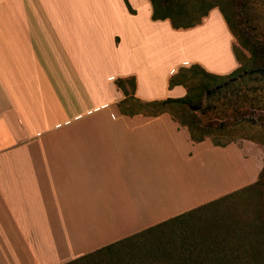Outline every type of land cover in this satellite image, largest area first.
<instances>
[{
    "label": "crops",
    "instance_id": "obj_1",
    "mask_svg": "<svg viewBox=\"0 0 264 264\" xmlns=\"http://www.w3.org/2000/svg\"><path fill=\"white\" fill-rule=\"evenodd\" d=\"M127 2L0 0V264H66L258 179L250 140H194L169 112L125 109L115 83L175 98L184 69L238 68L221 12L175 29L150 0ZM153 30L178 37L168 66L150 59Z\"/></svg>",
    "mask_w": 264,
    "mask_h": 264
},
{
    "label": "rangeland",
    "instance_id": "obj_2",
    "mask_svg": "<svg viewBox=\"0 0 264 264\" xmlns=\"http://www.w3.org/2000/svg\"><path fill=\"white\" fill-rule=\"evenodd\" d=\"M156 4L159 14L169 15L171 26V20L180 26L175 29L199 24L212 8L227 18L234 53L244 72L235 78H216L197 69L182 70L175 80L184 82L192 105L184 112L181 103H167L164 108L178 121L196 123V136L215 143L250 140L263 167L257 181L222 195L212 205L74 264H264V77L251 71L256 64L250 51L253 43L264 45V0H156ZM177 39L164 30L148 33L151 61L170 65ZM199 41L187 39L191 54ZM132 77L122 78L126 93L122 106L159 112L161 106L134 97Z\"/></svg>",
    "mask_w": 264,
    "mask_h": 264
},
{
    "label": "trees",
    "instance_id": "obj_3",
    "mask_svg": "<svg viewBox=\"0 0 264 264\" xmlns=\"http://www.w3.org/2000/svg\"><path fill=\"white\" fill-rule=\"evenodd\" d=\"M125 1L128 4L127 0H125ZM150 1L152 3V6H153V13H152V19L153 20L169 18L168 14H159V10H158L157 4H156V0H150ZM128 7H129V4H128ZM130 10H131V8H130ZM225 19L227 20L226 17H225ZM171 23H172V26L174 28H179L180 27V26L176 25L172 20H171ZM251 45H252L251 48L250 47L249 48H250V51H251V55L253 57V61H255V64H256V66H254L251 71L261 75V78H263L264 77V45H262L261 43H256V44L253 43ZM189 69H197L198 71H200L205 76L216 77V78H220V77H223V76H228V77H231V78H235L236 76H238L241 73V71L244 72V70L242 69L241 64H240V66H238V68H236L235 70H233L232 72H230V73H228L226 75H219V74L209 73V72L205 71L203 68H201L200 66H191L188 69H184V71L185 70H189ZM132 79H133V82L135 84V78L132 77ZM123 81L124 80L122 78H120V79H117L115 81V83L117 84L118 87H120L122 89V91L124 92V95H126V93H125V91L123 89ZM174 83H181V82L179 80L174 81L173 79H170L169 86H172ZM173 102L181 103L182 104L181 108H182L183 112L186 111V109L189 108L192 105V102H190V96H189L188 93L185 96H183V97H175V98L174 97H166V98H163V99L150 100V101L147 102V104L161 106L159 112L153 113V114H157V113L164 112V111L169 112V111H167L164 108V106L167 103H173ZM136 111L139 112L141 110L140 109H136ZM169 113L174 118V114H172L171 112H169ZM180 123L185 124V125L188 126V128L190 130V134H191V136H192V138L194 140H202V139H204V137H205L204 135H202V136H196L195 135V130L198 128L196 123H187V122H184V121H180ZM216 144L221 145V144H224V143H216ZM108 247H113V246H108ZM83 258H85V256L82 257V258H79L78 260H74V261L66 263V264H72V263L74 264L77 261H81Z\"/></svg>",
    "mask_w": 264,
    "mask_h": 264
}]
</instances>
